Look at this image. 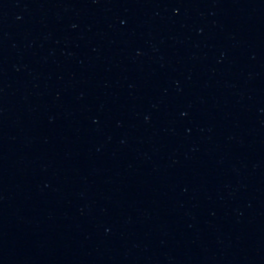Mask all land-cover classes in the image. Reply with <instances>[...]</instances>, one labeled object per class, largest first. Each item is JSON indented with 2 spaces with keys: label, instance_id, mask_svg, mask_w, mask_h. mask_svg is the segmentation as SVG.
<instances>
[{
  "label": "water",
  "instance_id": "95a60500",
  "mask_svg": "<svg viewBox=\"0 0 264 264\" xmlns=\"http://www.w3.org/2000/svg\"><path fill=\"white\" fill-rule=\"evenodd\" d=\"M0 264H264V0H0Z\"/></svg>",
  "mask_w": 264,
  "mask_h": 264
}]
</instances>
